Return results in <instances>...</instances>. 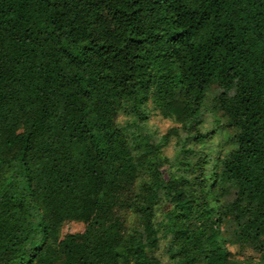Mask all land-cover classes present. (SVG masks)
Listing matches in <instances>:
<instances>
[{
    "label": "trees",
    "instance_id": "16d2710c",
    "mask_svg": "<svg viewBox=\"0 0 264 264\" xmlns=\"http://www.w3.org/2000/svg\"><path fill=\"white\" fill-rule=\"evenodd\" d=\"M149 104L224 152L153 169L118 123ZM163 241L264 264V0H0V264H164Z\"/></svg>",
    "mask_w": 264,
    "mask_h": 264
},
{
    "label": "rangeland",
    "instance_id": "374dc122",
    "mask_svg": "<svg viewBox=\"0 0 264 264\" xmlns=\"http://www.w3.org/2000/svg\"><path fill=\"white\" fill-rule=\"evenodd\" d=\"M154 109V106L149 104L147 108L144 107L140 110V115L127 111L118 118V123L125 134L134 140L144 143L148 141L157 147L156 156L154 155L152 158L153 169H158L160 166V171L166 175L168 172H173L176 177H179L184 170L179 162H182V159L190 154L189 152L194 150L196 153L200 151L203 155L214 156L224 152L218 148L228 139V131H216L207 139V146H195L186 139V134L180 124L172 116H165ZM213 124L211 120L200 128L201 132H210L214 127ZM84 228L85 225L82 223L67 222L61 227V238L67 234L81 233ZM165 247L166 242L163 241L157 256L164 264H171L168 262ZM229 251L237 259H258L257 254L244 247L230 246Z\"/></svg>",
    "mask_w": 264,
    "mask_h": 264
}]
</instances>
